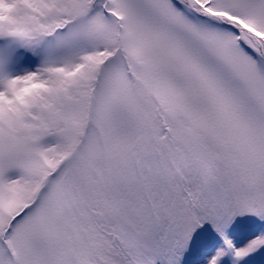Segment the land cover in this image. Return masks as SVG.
Here are the masks:
<instances>
[{
    "label": "snow or ice",
    "instance_id": "snow-or-ice-1",
    "mask_svg": "<svg viewBox=\"0 0 264 264\" xmlns=\"http://www.w3.org/2000/svg\"><path fill=\"white\" fill-rule=\"evenodd\" d=\"M0 264H264V0H0Z\"/></svg>",
    "mask_w": 264,
    "mask_h": 264
}]
</instances>
